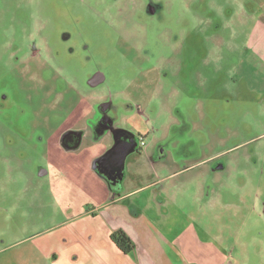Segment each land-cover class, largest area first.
<instances>
[{"label":"rangeland","instance_id":"obj_1","mask_svg":"<svg viewBox=\"0 0 264 264\" xmlns=\"http://www.w3.org/2000/svg\"><path fill=\"white\" fill-rule=\"evenodd\" d=\"M261 7L264 0H0V264H87L92 250L104 264H133L107 237L109 183L86 163L93 141L83 132L70 143L99 122L101 111L91 115L100 103L118 104L106 115L119 128H134L123 118L139 112L133 131L148 132L154 152L161 146L160 176L210 158L231 166L222 175L236 177L239 192L247 171L264 185V88L243 49L249 18L237 15L260 16ZM139 159L129 155L124 176ZM213 215H205L211 227ZM243 239L252 241V264H264V226Z\"/></svg>","mask_w":264,"mask_h":264},{"label":"crops","instance_id":"obj_2","mask_svg":"<svg viewBox=\"0 0 264 264\" xmlns=\"http://www.w3.org/2000/svg\"><path fill=\"white\" fill-rule=\"evenodd\" d=\"M249 12H237L238 16L244 14L250 21L243 49L250 58L251 71L257 73L263 89L264 12L260 16ZM244 22L240 21L241 24ZM113 106L118 107V104L114 105L113 101L97 104L91 116L94 118L101 111L99 122L96 124L94 118L92 127L84 124L83 130L72 135L73 141L70 143L79 145L77 136L83 132L94 143L95 147L86 163L93 173L101 175L109 183L108 197L102 204L105 207L103 218L107 237L115 248L118 250L110 236L120 230L129 239L125 244V248H128L126 252H120L131 254L133 264H252L248 255L252 241L248 242L243 237L247 236L251 227L264 226V185L254 181L247 171L239 192L236 177L234 182L231 176L222 175L225 168L227 170L231 166L223 163L210 166V158L178 166L179 169L160 176L157 167L161 162L155 161V158L164 156L161 146L157 154L144 139L148 132L144 130V135L137 136L133 131L140 125L141 119L136 121L139 112L123 118L126 122L132 121L134 128H119L106 115ZM99 123L103 124L102 127H98ZM132 138L137 144L134 151L125 157L121 179L111 181L107 173L94 169V161L114 147L116 141L125 146ZM140 138L145 141V148L139 146ZM236 146L228 147L225 151ZM132 153H137L143 160L130 162L133 175L124 176L126 159ZM107 164L110 168L115 166L114 159H108ZM195 169H198L196 174L179 178V175ZM108 172L118 173L117 170ZM176 178L180 181H175ZM145 192H148L146 196L141 195ZM129 198H132L130 207L122 205L121 202ZM210 211L214 212V227L206 222L205 215ZM104 257L92 250L87 264L107 263Z\"/></svg>","mask_w":264,"mask_h":264},{"label":"water","instance_id":"obj_3","mask_svg":"<svg viewBox=\"0 0 264 264\" xmlns=\"http://www.w3.org/2000/svg\"><path fill=\"white\" fill-rule=\"evenodd\" d=\"M99 76H95V82L91 83L92 85L97 84L99 80L98 78ZM137 142L135 141L134 138H132L131 140H128L124 145H121L120 143H118L116 141V145L114 147H112L111 149H109L106 153H104L101 157L97 158L94 161V169H98L99 172L103 173V174H108V175H113V172H108L110 170L114 171L117 170L118 173L117 176L119 174H121V168L124 165V161H125V157L128 153H131L134 151L135 147H136ZM108 159L112 160L114 159L115 162V166H112L111 168L108 166L107 161ZM98 162V163H96ZM97 171V172H98ZM106 174V175H107Z\"/></svg>","mask_w":264,"mask_h":264},{"label":"trees","instance_id":"obj_4","mask_svg":"<svg viewBox=\"0 0 264 264\" xmlns=\"http://www.w3.org/2000/svg\"><path fill=\"white\" fill-rule=\"evenodd\" d=\"M111 240L114 242V244L123 252L125 253V249L123 248V245L127 244L129 242V239L124 235L122 231H115L110 236ZM128 249V248H127ZM126 249V250H127Z\"/></svg>","mask_w":264,"mask_h":264},{"label":"built area","instance_id":"obj_5","mask_svg":"<svg viewBox=\"0 0 264 264\" xmlns=\"http://www.w3.org/2000/svg\"><path fill=\"white\" fill-rule=\"evenodd\" d=\"M139 146L141 147V148H145L146 147V143H145V141L143 140V139H139Z\"/></svg>","mask_w":264,"mask_h":264},{"label":"flooded vegetation","instance_id":"obj_6","mask_svg":"<svg viewBox=\"0 0 264 264\" xmlns=\"http://www.w3.org/2000/svg\"><path fill=\"white\" fill-rule=\"evenodd\" d=\"M95 123H96V122H95ZM97 123H98V122H97ZM97 123H96V124H97ZM92 124H93V123L90 124V127H92ZM99 124H100V123H99ZM102 125H103V124L101 123L100 125H98V127H102ZM71 137H72V136H71ZM96 163H98V162H96ZM112 179H113V181H116V180H117L115 176H113ZM111 181H112V180H111Z\"/></svg>","mask_w":264,"mask_h":264}]
</instances>
